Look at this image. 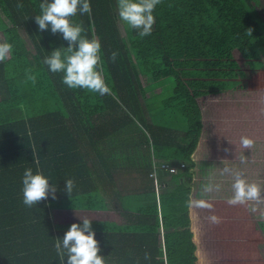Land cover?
<instances>
[{"label":"trees","instance_id":"1","mask_svg":"<svg viewBox=\"0 0 264 264\" xmlns=\"http://www.w3.org/2000/svg\"><path fill=\"white\" fill-rule=\"evenodd\" d=\"M41 2L0 0V30L12 44L0 62V264H62L56 238L82 220L56 224L55 208L120 211L122 223L92 219L105 264H264L259 241L243 246L248 231L228 229L221 215L236 220L249 202L198 199L211 209L188 207L194 158L201 152L227 156L231 144L224 139L231 140V127L225 124L220 134L206 114L264 99V19L257 0H162L151 35L143 38L129 27L121 33L117 0H90L91 16L78 11L72 20L101 42L110 88L103 96L69 88L63 72L43 63L68 42L53 35L51 25L38 30ZM142 73L171 80V91L147 96ZM161 162L186 165L171 173ZM28 168L57 186L56 199L50 193L32 207L23 203ZM68 179L74 182L70 195ZM211 215L221 216L220 223H211Z\"/></svg>","mask_w":264,"mask_h":264},{"label":"clouds","instance_id":"2","mask_svg":"<svg viewBox=\"0 0 264 264\" xmlns=\"http://www.w3.org/2000/svg\"><path fill=\"white\" fill-rule=\"evenodd\" d=\"M117 2L120 21L125 23L127 27L138 30V35L141 38L151 35L155 23L153 13L162 0H117ZM17 7L23 8V4L18 3ZM39 8L40 13L35 17L38 30L43 32L48 30L49 25H51V33L53 35L62 34V38L68 42L67 47L55 48L49 56L44 58L43 63L53 73L63 72L62 82L69 88H83L90 92L99 93L101 96L110 94V88L103 76L100 40L95 35L89 39L85 34L82 22L75 23L72 20L78 11L81 15L88 14L91 16L90 0H51V2L43 0L39 4ZM252 31L249 28L246 30V34L252 36ZM11 51L12 44L6 39L0 38V62L9 56ZM117 55V52L111 53L113 62H115ZM29 79L35 82L36 78L32 75L29 76ZM240 144L243 148L250 149L253 141L247 136H243ZM223 172L230 173L231 170L225 167ZM232 174L234 175L233 195L226 201L229 205H244L249 201H254L256 204L264 203L261 188L256 182H247L242 172ZM65 182V191L70 195L74 182L71 179ZM22 184L23 203L28 207L47 199L50 193L52 199L57 198V186L50 184L49 179L39 169L36 174H33L31 168L26 169ZM206 190L210 191L211 189ZM217 190H219V186H217ZM188 207L189 209L193 207L211 209L212 205L194 200L190 196ZM250 210L256 212L257 208L252 206ZM207 219L213 224L220 223V218L216 215H211ZM259 219L264 222V213H261ZM54 247L62 264H65V257L67 258L66 264H105L104 257L99 255L101 249L96 239V233L92 229V220L87 218L82 219V225L73 223L62 239L56 238ZM145 258H148L147 254Z\"/></svg>","mask_w":264,"mask_h":264},{"label":"rangeland","instance_id":"3","mask_svg":"<svg viewBox=\"0 0 264 264\" xmlns=\"http://www.w3.org/2000/svg\"><path fill=\"white\" fill-rule=\"evenodd\" d=\"M256 6L264 19V0H257ZM118 25L121 33L126 36L125 29L127 25L120 20H118ZM21 32L27 46L32 49L33 46L31 39L23 30ZM0 38L5 39V35L2 31H0ZM11 53L9 54V56L11 55ZM242 64L247 72L250 73L247 66L244 65V63ZM141 76L143 78V85L146 89L147 96L157 95L158 97H162L171 91V85L173 83L171 80L155 81L153 76L147 73H142ZM159 103L160 101H156L154 102V105L157 106ZM262 103H264V99L250 98L246 106L247 108L245 109L232 110L227 108H219L218 110L217 108L215 112L214 108L213 117L205 113V119H209L211 123L213 121L214 126L216 127L215 131L218 130L220 134L222 132L221 128H223L222 126H224L225 124L231 127V140L228 137L224 138L227 143L231 142V144H229L227 147V156H207L208 158H210V161L208 166H206V168L204 167L206 175L203 179L205 180L202 185L203 188L200 191L201 197L215 198L217 202L227 200L232 197V184L234 183V175L232 173L235 172H242L243 177L249 183L256 182L261 188V196L264 197V106H262ZM215 131L214 133H216ZM213 136L214 139L215 137L217 139V135L215 136L213 134ZM243 136H247L253 141V145L250 149H246L241 146L240 140ZM235 137L238 138V142L234 141ZM215 153L216 149L210 152V154ZM203 154L204 153L201 152L199 156L201 158L205 157V155ZM225 167L229 168L231 172L224 173L223 169ZM201 176H203V174H197L193 177V181H191L189 184L191 185L198 180H202ZM217 186H219V190H217ZM209 188L211 190L207 191L206 189ZM120 203L124 204V202L121 200ZM252 206H255L257 208L256 212H252L250 210ZM245 208L246 209H243L236 214V220L233 219V216L230 214H221L223 217V221L225 223L227 222L228 229L236 231L239 234H243L244 232L248 231L247 237H241V244L243 246H246L248 242L255 240H258L259 244L263 242V245L260 247L262 255L264 256V240L262 241L261 237H258L261 234H263L264 237V222L259 219L261 213H264V203L256 204L254 201H249V207ZM114 210L115 209L110 208V211L105 213V215L112 217V214H114ZM52 214L53 222L57 224L64 222H76L77 220L79 221L84 218L91 217L89 215V212L80 210L67 211L65 209H61L56 211L54 209ZM121 219L124 221L123 216ZM235 221L238 223L237 226H234ZM248 234L250 235L248 236ZM252 237L254 238L252 239ZM231 246L234 245L231 244ZM235 251L237 250L235 249ZM237 257L238 256L235 257L236 260Z\"/></svg>","mask_w":264,"mask_h":264},{"label":"crops","instance_id":"4","mask_svg":"<svg viewBox=\"0 0 264 264\" xmlns=\"http://www.w3.org/2000/svg\"><path fill=\"white\" fill-rule=\"evenodd\" d=\"M1 15L2 17L4 18V20L7 22V24H11L10 20L7 18V16L1 12ZM2 31V30H0ZM4 33V31H2ZM5 35V33H4ZM5 39L7 40L6 36H5ZM8 41V40H7ZM9 57V56H8ZM197 162L196 164V167L194 168V170H196L194 176H196L197 174H203V176H201V179L202 180H198L197 182H195L194 184H189L191 186V198L194 199V200H198V199H207V200H212V199H215V198H208V197H201L200 196V191L201 189L203 188V183L205 180H203L205 178V168L206 166H208L209 164V161H210V158L207 157V155L205 157H200V156H197L196 158H194ZM208 159V160H207ZM205 167V168H204ZM193 176V177H194ZM200 178V177H199ZM193 181V179H192ZM202 181V182H201ZM225 198H228V197H225ZM61 209H65V208H55L56 211L58 210H61ZM54 210V209H53ZM53 210H52V213H53ZM67 211H77V210H72V209H65ZM79 211V210H78ZM80 211H86V212H89V215L91 217L87 218L89 220H113V221H116L117 223H122L124 222L121 218H122V214L120 212H118V210H114V214H112V217L108 216V215H105V213L109 212L110 209H105V210H101V209H81ZM53 216V215H52ZM119 217V218H117ZM55 223V222H54ZM66 223V222H64ZM57 224V223H56ZM263 245V242H261L260 244L258 243L257 245V248L258 250L260 251V253L262 254L261 252V247ZM259 246V247H258ZM263 256V255H262ZM264 258V256H263Z\"/></svg>","mask_w":264,"mask_h":264},{"label":"built area","instance_id":"5","mask_svg":"<svg viewBox=\"0 0 264 264\" xmlns=\"http://www.w3.org/2000/svg\"><path fill=\"white\" fill-rule=\"evenodd\" d=\"M160 166L164 170H168L170 172H175L178 168L184 167L185 166V163L182 162L179 165H175V164H171L169 162H161V165ZM153 175L155 176L156 186H157V188H159V183H158L159 181H158V178L156 176V172H154Z\"/></svg>","mask_w":264,"mask_h":264}]
</instances>
